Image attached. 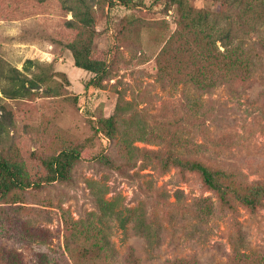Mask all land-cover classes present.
Segmentation results:
<instances>
[{
  "label": "rangeland",
  "instance_id": "rangeland-1",
  "mask_svg": "<svg viewBox=\"0 0 264 264\" xmlns=\"http://www.w3.org/2000/svg\"><path fill=\"white\" fill-rule=\"evenodd\" d=\"M86 4L93 17L87 27L71 10L78 7L76 0H44L37 14L0 20V57L28 77H44L25 98L0 95V153L30 185L0 196V264H74L77 256L61 254L63 241L68 236L88 244L94 233L83 239L79 231L87 226L81 223L91 224L99 214L102 223L97 225L116 251L114 264H126L130 252L139 264L178 259L235 264L237 250L264 261V207L251 214L236 205L232 215L221 209L197 173L172 166L161 170L152 156L157 150L173 151L234 172L241 182L264 181V24L243 29L237 23L248 15L242 18L228 9L233 40L253 55L256 69L235 88L218 85L202 91L175 73L160 72L157 55L179 18L185 15L189 22L191 5L216 11L227 8L222 0ZM252 17H264V4ZM55 37L83 38L91 59L105 66L98 86L89 85L94 74L77 68L71 51ZM185 43L179 42L175 54L183 63L188 61ZM113 113L120 117L119 128L108 139L97 126ZM63 149L80 154L68 178L31 185L46 172L44 163ZM145 151L151 152L148 157ZM201 198L212 209L197 219L195 200ZM98 199L109 203L105 216ZM236 219L240 241L234 234ZM135 225L147 230L148 240Z\"/></svg>",
  "mask_w": 264,
  "mask_h": 264
},
{
  "label": "trees",
  "instance_id": "trees-1",
  "mask_svg": "<svg viewBox=\"0 0 264 264\" xmlns=\"http://www.w3.org/2000/svg\"><path fill=\"white\" fill-rule=\"evenodd\" d=\"M44 0L30 2L29 0H0V20H18L37 14L39 5ZM226 4V9L216 11L195 8L192 5L189 8V22H186V16L182 15L177 21V27L165 42L164 46L157 55L156 66L160 72L175 73L186 83L192 84L195 88L202 91H210L218 85H225L235 88L238 84L248 80L256 69V61L253 55L245 49L240 43H235L232 33V22L229 19L228 12H240L247 14V19L243 23H237L243 29H256L258 23L264 24V17L253 19L255 9L263 6V0H222ZM79 4L71 10L75 18L83 26H91L93 17L88 12L86 0H76ZM130 5L129 3H126ZM229 9V10H228ZM245 17V16H244ZM249 18V20H248ZM226 19V23L220 26L219 21ZM54 41L61 42L68 48L73 56L74 65L77 68L86 70L94 74L89 80V85L98 86L104 78L105 66L101 59H91L89 49L83 38L76 40H65L55 37ZM184 41L185 53L188 61L183 63L181 59L176 60V53H179L177 47L179 42ZM219 43V46L218 44ZM222 47V50H220ZM25 63H31L27 59ZM181 67L177 70L174 67ZM26 70V65H24ZM44 81V77L38 73H33L31 77L24 75L22 71L9 65L0 57V95L6 99L25 98L31 95L32 90L37 87L39 82ZM118 105L116 109L118 110ZM116 110V111H117ZM6 118H10L7 112ZM119 115L113 113L97 126L99 130L108 139H113L118 133ZM131 121L130 117L128 118ZM132 124V123H131ZM151 152L145 151L148 157ZM145 156V157H146ZM153 160L159 164L161 170L168 167H177L184 171L197 173L203 185L215 192L221 209H226L231 214L237 212L236 205L243 206L249 213L254 214L258 209L264 207V181L241 182L234 172H227L224 169L209 166L204 161L194 157H181L173 151L160 150L152 153ZM80 158V154L75 150L63 149L57 155H54L46 161V172L36 179H32L31 185L41 187L57 180H66L71 165ZM106 162L110 163L108 159ZM145 167L144 163L140 165V170ZM30 185L26 183L20 168L10 163L0 153V196H5L14 189H24ZM178 197V193H176ZM207 198L195 200L198 211L195 213L196 218L200 219L211 213L212 206L207 204ZM97 204L99 211L105 216L109 203L103 199H98ZM93 216L98 212L92 213ZM232 214V215H233ZM125 218H128L126 215ZM102 216L99 214L98 219L91 224L86 225L85 231H79L82 238L93 232L94 237L87 242L88 244H76L74 240L65 237L62 244V256L68 252L77 256L74 264H97L100 261L105 264H114V255L116 251L111 246L108 236L103 232L98 223H102ZM85 220H82L83 222ZM121 226H124L121 223ZM235 238L238 241L242 239L240 222L236 219L233 223ZM136 232L143 234L148 240L147 230L135 225ZM71 254V255H72ZM256 253H247L244 251H235L233 263L235 264H264V261L255 260ZM52 264H59L54 262ZM126 264H139L137 257L130 252L126 258ZM165 264H197L186 259L173 260Z\"/></svg>",
  "mask_w": 264,
  "mask_h": 264
}]
</instances>
